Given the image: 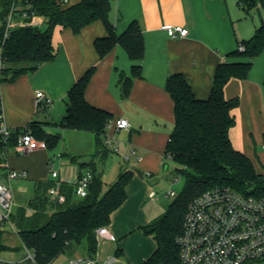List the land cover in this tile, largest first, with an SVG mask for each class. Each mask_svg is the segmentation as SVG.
<instances>
[{"label": "trees", "instance_id": "trees-1", "mask_svg": "<svg viewBox=\"0 0 264 264\" xmlns=\"http://www.w3.org/2000/svg\"><path fill=\"white\" fill-rule=\"evenodd\" d=\"M112 1L82 0L68 5L64 0H0V115H3L2 86L35 73L43 64L56 59L53 46L56 28L70 29L78 35L98 21L107 31L94 43L100 58H105L119 45L133 63L131 75L122 74L119 80L122 100L129 98L134 79L142 77L144 36L138 22H133L122 35L116 33L110 21ZM256 1L239 0V5L254 6ZM261 3L264 5V0ZM17 6L20 7L17 13L27 11L42 18L45 29L22 24L6 37L8 16ZM240 46L245 48L244 52L239 51ZM263 51L264 24L256 28L249 40L238 41V49L231 55L235 59L233 62L218 66L208 99H198L182 74L169 76L166 91L173 102L175 123L165 158L179 166L175 173L185 179V187L163 217L142 228L146 235L154 237L157 244L155 252L143 264L179 263L177 238L182 233L185 216L191 203L205 192L216 187H230L246 195L264 196V173L256 171L253 162L234 147L230 137L236 125L234 110L240 106V99L225 96L227 84L232 80H246L253 59ZM94 73L95 68L87 71L69 91L67 114L59 127L93 134L97 147L93 157L105 160L113 151L107 145V131L113 115L86 100V89ZM39 110L42 112L46 108L39 104ZM46 125L34 120L26 128L14 130L8 139L0 136V168L9 152L18 145V137L25 132L30 131L37 140L45 141L48 150L55 149L61 137L48 133ZM64 157L79 166L81 171L90 169L93 172L89 196L79 200L73 186L63 185L61 191L66 201L60 204L52 201L48 194L53 182L37 181L28 207H19L10 218L23 247L34 252V264H53L71 247L84 243L88 255L96 254L99 250L97 232L111 225L113 214L127 201V187L135 176L134 171L121 170L116 182L105 191L103 175L98 173L95 162H80L79 157L68 155ZM3 228H0V252L6 250ZM121 255L119 250L117 256Z\"/></svg>", "mask_w": 264, "mask_h": 264}, {"label": "crops", "instance_id": "crops-1", "mask_svg": "<svg viewBox=\"0 0 264 264\" xmlns=\"http://www.w3.org/2000/svg\"><path fill=\"white\" fill-rule=\"evenodd\" d=\"M65 1L73 5L82 0ZM238 1H112L110 21L116 33L122 35L133 22H138L145 42L142 77L134 79L131 94L123 104L119 80L122 74L131 75L133 63L119 45L105 58H100L94 43L106 35L104 24L95 22L78 35L70 29L56 28L53 35L56 59L43 64L35 73L2 86V120L12 131L24 129L37 120L46 123V131L51 134L61 130L90 135L92 143L87 142L94 153L89 157L77 155L79 151L68 153L70 151L65 148L57 157L61 160L60 170L57 171L75 180L77 165L71 164L64 155L79 157L80 162H89L97 150L96 139L91 133L65 130L59 125L67 114L69 91L87 71L95 68L86 89V100L109 111L113 115L112 123L120 119L128 120L131 129L120 132L129 137L132 156L138 158L139 167L145 172L159 173L161 162L166 161V147L175 123L173 102L166 91L169 76L182 74L198 99H208L218 66L233 62L235 59L231 55L237 51L238 41L249 40L256 28L264 24L262 16L260 24H236L242 19ZM168 26H182L189 34L185 38H171L166 30ZM252 63L248 78L230 81L225 88V96L227 99H240V106L234 110L236 125L230 132L234 147L253 162L258 173H264V51ZM39 92L51 100V104L42 112L37 98ZM144 112L152 118L154 132L147 131L145 121L139 119ZM170 125H173L172 131L165 133L164 130ZM139 146L143 150L139 151ZM130 159L127 156L124 161ZM55 162L48 149L26 154L12 149L0 168L3 170L0 183L7 182L12 170L27 172V178L34 182V187L37 181L53 182L50 164H54L56 170ZM96 166L98 173L103 175L97 163ZM113 217L108 227L111 234L122 237L134 230L125 223L113 222ZM4 228L9 229L8 226ZM69 259H74L72 254ZM21 261L15 264H24L25 258Z\"/></svg>", "mask_w": 264, "mask_h": 264}, {"label": "built area", "instance_id": "built-area-1", "mask_svg": "<svg viewBox=\"0 0 264 264\" xmlns=\"http://www.w3.org/2000/svg\"><path fill=\"white\" fill-rule=\"evenodd\" d=\"M65 4H68L64 0ZM19 6L13 7L7 23L6 37L10 31L22 24L28 26L42 27L44 20L27 11L17 13ZM171 38H185L189 31L182 26H168L166 28ZM244 52L243 46L239 47ZM1 52V50H0ZM2 70V58L0 56V74ZM39 104L45 108L51 104V100L42 92L37 94ZM0 115V136L8 139L12 130L6 126ZM116 132L130 130L128 120L120 119L115 123ZM108 147L117 152L114 143L108 138ZM20 154H26L36 150H47L45 141L37 140L28 131L18 137V145L15 148ZM53 187L49 190L52 201L60 204L65 203L66 197L62 193L63 185L74 187L75 197L79 200L86 199L90 194L93 180V172L90 169L81 171L79 166L75 169V180L54 169L50 164ZM27 172L10 171L7 182L0 183V228L10 223L13 212V193L10 183L14 180L26 179ZM175 193L171 192L170 196ZM155 193H151V197ZM99 240L106 239L116 242V237L108 228L99 229L97 232ZM179 249L178 264H264V196H253L240 193L230 187H216L196 198L190 205L185 216L182 233L177 238ZM25 249V260L35 263L34 252ZM118 256L107 257L100 260V252L88 255L85 258L73 259L70 264H116ZM15 264V263H7Z\"/></svg>", "mask_w": 264, "mask_h": 264}, {"label": "rangeland", "instance_id": "rangeland-1", "mask_svg": "<svg viewBox=\"0 0 264 264\" xmlns=\"http://www.w3.org/2000/svg\"><path fill=\"white\" fill-rule=\"evenodd\" d=\"M240 8L242 19L236 24H260L261 16L264 18V5L261 0H257L254 6L243 3ZM42 28L45 29V27ZM125 102L121 99L122 104ZM139 119L145 121L147 131H153L150 120L152 118L146 112L141 114ZM115 123L113 122L109 126L107 136L114 143V147L118 148V152L112 151L105 160L100 157H92L91 160H88L97 163L98 169L103 172L105 191L116 182L121 170L127 169L135 172L134 178L127 187V201L113 215V222L125 223L130 225V229L134 228V230H130L126 236L122 237L113 234L117 242L100 240V260L103 261L107 257L117 256V252L120 250L122 255L119 256V261L116 264H143L155 252L157 244L154 237L146 235L142 228L156 222L169 211L173 202L182 194L185 179L175 173L179 166L170 159H166L165 163L161 162L159 173L153 174V172L142 170L139 167L138 158L131 154L132 146H129V137H126L124 132H116L114 129ZM172 128L173 125L168 126L164 130L165 133L170 134ZM57 135L61 137L60 142L55 149L51 150V155L56 161V170H60L61 160H58L57 157L61 155L59 153L64 148L70 151L68 153L79 151L80 154L77 155L88 157L91 153H94V150H90L88 143H92L90 135L61 130L57 131ZM137 149L139 151L143 150L140 146ZM127 156H130L131 159L124 161ZM2 171L0 169V176ZM10 186L13 193L11 211L14 213L19 207H28L29 201L34 195V182L26 178L24 180H14L10 183ZM152 192L155 193L153 197L150 194ZM171 192H174L175 195L170 196ZM5 226L7 225L5 224ZM8 228L9 231L5 228L2 229L3 243L6 250L0 252V264H7L8 262L21 263V260L26 258L25 249L21 245L17 232L10 227ZM71 254L74 259L87 257L86 244L71 247L65 255H62L53 264H69ZM24 264H34V262L25 260Z\"/></svg>", "mask_w": 264, "mask_h": 264}]
</instances>
